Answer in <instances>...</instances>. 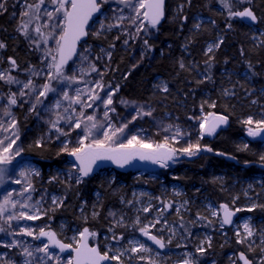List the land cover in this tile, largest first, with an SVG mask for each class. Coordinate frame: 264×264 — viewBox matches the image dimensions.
Wrapping results in <instances>:
<instances>
[{"label": "rangeland", "instance_id": "rangeland-1", "mask_svg": "<svg viewBox=\"0 0 264 264\" xmlns=\"http://www.w3.org/2000/svg\"><path fill=\"white\" fill-rule=\"evenodd\" d=\"M218 3V10L229 11V7L231 8V1H223V0H215ZM237 9L242 11L244 8H247L252 0H235ZM230 2V3H229ZM0 3L5 5L6 10H0V18H7V26L14 27L17 34L23 38H25L29 45L35 48V52L37 54L38 63L32 67H27L21 73L17 72V69H13L10 60H7L4 56L3 48H0V71L8 70L7 74L12 75L13 77L19 79L22 82H27L29 78H31L34 83L39 86L45 83V76L48 71L47 64L51 62V57L46 56L48 49L55 48V39H49L48 43L45 44L43 41L39 40L38 35L34 32V28L39 23L41 26L47 21V17L43 15L44 9L49 11L53 10V6H51L47 0L44 6L41 8V19L39 21L33 20L28 28V37L22 34L21 31L18 30V27L22 21H26L28 17H23L22 12L26 11L27 4H35L38 3V0H0ZM228 5L226 7L225 5ZM123 8L124 15L129 14V10L124 8V5L119 4L116 0H109L108 4L103 6L102 12L104 15L97 14L100 20H103L105 25L108 23L115 24L117 21L115 17H118L120 13V9ZM242 8V9H240ZM180 10V9H179ZM105 16L107 19H105ZM196 21L202 23L205 21L203 17H197ZM51 24L52 22H48ZM198 24V25H199ZM49 28H43L42 31L47 34L50 31ZM99 32V35H94L93 33ZM88 35L92 37H99L105 35H113L114 42L120 40V49L124 52L132 53V67L139 66L140 63L144 60L145 55L147 53L145 40H149L154 36V28H149L148 32L145 33L143 31L137 32L136 27L131 25L128 20H124L120 27H113L111 30H108L106 27L104 30L100 29V23L95 18L90 22L88 28ZM254 35L252 37V41L255 43H259L261 32L254 29ZM33 41H39V47ZM125 41H127L125 43ZM221 43V39H217L216 42H211L206 46V53L208 52L209 46H212V51L218 49L216 45ZM84 48H89L90 52L86 53L88 55V60L80 64V61L75 57L74 60L76 63L71 61L70 65L67 67L66 74L72 75V69L83 67L87 69L89 64H95L97 68V72H90L87 75L81 76L79 71L76 72L78 79L82 82L73 83L70 86L59 85L56 81H52L54 87L61 88L63 90L68 91L70 96L75 95V89L78 87L80 89H84L86 86L89 88H95V84L97 81L101 82L105 88L104 91L100 89H95V91L103 98L106 99L105 93L108 91L113 92V104L109 106V108H114L115 111H110L105 109L103 103L100 101H96L91 108H84V115H95L96 121L105 124L111 122L114 127H121L123 124H127L128 127L124 130L123 134H119L116 143L119 144L121 142L126 143L127 138H130L132 135H137L140 139L145 140L148 143L153 144L162 143L165 136H171L175 132V128L178 126L183 135L182 138L179 139V143L173 144L174 147H186L187 143H201L203 139L206 138L207 134L203 136V139H199L200 136V120L203 117L208 116L204 113H199L198 126H185L183 121L180 120L178 116H176L171 111H167L162 115L158 114L157 106L155 105H143V106H135L129 103L125 98H123L118 91L110 84L106 82L108 78V74L110 72V64H111V56L109 58L108 53L113 51V47H103V46H92L88 43H83L78 52L83 51ZM103 49V51H101ZM186 46L183 47V51H186ZM55 54V53H53ZM33 72L41 73L39 76H33ZM229 74V73H228ZM234 74H237L236 72ZM245 79H249V75L246 71L242 72L240 75ZM203 77V76H202ZM85 82H88L87 85ZM110 86V88H109ZM168 86L161 79H156L153 85V89L155 93L164 95L168 91H163L164 87ZM21 85L16 84H7L4 81H0V121L3 122L5 127H8L9 122L14 118L16 121V129H10L8 132H4L0 130V140H4V144L0 145V149L7 146L8 139L6 137H11L13 131L18 130L19 139L16 140V143L12 146L13 154L15 151L20 150L19 140H20V118L19 112H23L22 122L28 123L31 122L30 129L34 130L38 134L39 145L43 143H55L60 148V153L63 156L69 155L68 152L62 151L64 146V142L67 141L69 149L72 147L78 146V138L79 135H82L81 129H76L71 132L70 136H59L58 133L55 132L54 129L50 128V124L48 121L56 119V112L61 113L62 115L71 114V110L68 114L63 112L64 107H67L68 101H62V106L60 109H52L51 111H46L45 106L51 107L54 103L55 99L58 97L55 94L50 93L48 98L44 100V105H38L35 111L31 110L32 104L35 102L36 93H32L29 96H25L23 98L19 97L18 93L20 91ZM169 90V89H168ZM27 92L28 90L25 89ZM17 93L18 104L16 106H9L7 97L11 93ZM255 93V91H253ZM261 95H264V91L259 92ZM252 94V93H250ZM225 95L227 97L233 96L232 91H226ZM249 96L247 94L244 99ZM82 100H85L87 103H92V101L87 100L86 96L81 97ZM44 99V98H41ZM127 101L128 103H121V101ZM162 103V102H161ZM160 101L157 102V105H161ZM8 106L12 113V116L4 115V108ZM76 108V112L79 113L81 111V105H73ZM143 108L144 111L149 109L152 110L151 116H137V110ZM108 111L109 119L106 120L104 117V112ZM137 118L133 120V117ZM211 119V117H209ZM260 120H264V115H262ZM147 124V125H146ZM172 125L173 128L169 132L163 131V128L168 125ZM65 131H69L68 126L61 121L60 125ZM82 124V128H83ZM255 125H251L254 127ZM248 127H250L248 125ZM248 128L245 129L244 137ZM95 132V130H94ZM101 130L99 133H95L96 138H103ZM59 136V139H57ZM14 138V137H13ZM86 141L85 143H88ZM171 143V141H170ZM202 149V147H201ZM184 155V154H180ZM178 155V156H180ZM187 156V155H186ZM74 161L75 158H72ZM113 164L110 161H101L98 162V166L94 167V170L91 174H94L96 170L102 168L104 165ZM73 165L70 163H64L62 168H56L53 170V176L56 179L50 178L46 181L42 179V171L41 169L30 159L24 157L21 153L20 156H17L11 165L0 166L8 169L4 176L3 182H0V200L3 199V196L7 192H13L14 199L24 200L23 197H19L16 195L17 192L21 191L25 186L24 179L19 176V172L25 169H35L39 172V175H31L28 177V182H30L34 188V191H31L29 194L31 195V201H28L29 204H35L39 201L38 207L40 208L41 218L38 220H13L12 228L8 229V232L0 233V243H11L13 240H17L21 242L20 247H13L11 249L0 246V256H3V259H0V262L4 264V261H12L14 264H23L25 259L20 253L22 252L23 246H30V250H34L37 247H42L46 242H40L39 240L33 239L31 236L25 235H10L9 233L15 231L19 232L20 227H30L32 230L38 234L41 228H44L45 231L55 232L57 236L61 238V240L66 241L68 244H72L75 247V240L79 239V233L83 231L84 226L70 224L69 221L61 214H58L57 211L63 209L64 203L67 204V209L70 210L73 201H78V196H71L70 202H67V198L62 193L67 186L68 190L71 187L77 186L75 175H78L77 172L73 169ZM114 168L117 166L115 164ZM181 163H172L169 167H166L163 171H172L177 168ZM115 170L110 171L109 169H105L100 174L106 183L109 185H113L117 183V187H124L126 184L122 183L116 178ZM162 171V172H163ZM69 173H73V178L69 179ZM90 174V175H91ZM131 178L133 183L129 188V196L128 198L119 197L118 203L121 210L117 213L111 214L110 221L112 222L114 227H119L121 230L118 234L113 227L107 229V233H98L97 231H93L96 233L95 237L90 236V242L93 246H97L101 252L109 251V255H113L117 253V250L123 251L125 254L121 257L123 264H148L149 259L155 260L157 264H183L185 259H190L193 261V264H216L214 259L210 258L208 255V250L211 247L214 236L213 231L211 234L210 225L212 224L213 228H216L218 239H223L225 241H229L231 237H233L236 242L238 237L236 235L237 231L241 233V237H246V233L243 230V224L247 222L252 230L253 235L251 237H247L244 239L243 243L250 250V253L257 255L260 257L258 260V264H264V220H255L252 215L247 211L248 208L252 207L254 204L257 205L259 202H264V174H260L253 179L243 181L240 184L239 193L240 197H234L229 205V208L236 212V209H242V211L236 212L239 214V219L233 225L232 228H223L220 227L221 222V210L219 206H216L212 203V200L208 198L198 197L196 200L194 197L187 198L185 189L180 184H165L161 178L159 173H135ZM168 178H176L172 175H168ZM16 179H21V184H16L13 181ZM156 181L159 182V193L155 194L153 190L149 189V184H154ZM142 184V185H140ZM54 188V189H53ZM15 190V191H14ZM255 194V195H254ZM28 195V194H26ZM56 197L58 201L62 200V203L53 204L52 198ZM72 198L74 200L72 201ZM93 202L88 205L85 201H80V204L77 205L76 209V217L79 220H83L86 222V213L95 208V206L99 203L101 199V194L96 192L92 195ZM261 200V201H260ZM151 206L150 211L144 212L143 209L145 207ZM190 207H197V213L193 214L194 210L190 209ZM88 208V209H87ZM255 209V208H254ZM212 210H216L218 212L217 216L212 215ZM16 211H28L31 214V209H20L19 206ZM91 214V213H90ZM188 217V220L185 219ZM137 218H139V224L136 223ZM205 218V219H204ZM159 219V223H155V221ZM207 219V221H206ZM215 222V224H214ZM155 224V227L151 225ZM207 224V228H206ZM209 225V226H208ZM148 226L149 232L151 230H155L157 235L164 239L165 243H167L168 239L171 238V244H168V250L165 252H160L154 249L151 245L145 242L142 239V234L138 230L140 227ZM0 227L8 228V225L4 223L3 219H0ZM127 229L129 232V236L124 239V231ZM212 229V228H211ZM92 232L91 230H89ZM231 234V236H230ZM113 236H116L118 239L114 240ZM123 237V239H119V237ZM75 238V239H74ZM129 241L133 243L139 242L143 243L146 247L152 249L151 252H138L133 253L130 250L125 251L126 249H130L133 244H130ZM210 241V246H209ZM179 245V246H178ZM203 246L205 251L203 253L198 252L197 248ZM49 251L58 255L61 259L59 264H67V260L71 258V256H61L59 253L51 250ZM257 252V253H256ZM159 253V255H157ZM6 254V255H5ZM43 253H37L34 251L33 257H28L27 259L32 261V264H40L39 257L42 256ZM145 257L144 260H140L139 257ZM228 260L230 264H235L238 259L236 255H229ZM113 263L117 264L116 261ZM46 264H56L54 260H48Z\"/></svg>", "mask_w": 264, "mask_h": 264}, {"label": "trees", "instance_id": "trees-1", "mask_svg": "<svg viewBox=\"0 0 264 264\" xmlns=\"http://www.w3.org/2000/svg\"><path fill=\"white\" fill-rule=\"evenodd\" d=\"M231 5L232 11H240L235 0L231 1ZM217 8L218 3L215 0H166L164 23L154 29V36L147 40L144 60L134 68L131 62L132 53L121 50L120 40L114 42L113 35H87L84 43L113 47L106 82L115 89L118 87L119 94L129 103L135 106L155 105L159 115L171 111L187 127L198 126L199 113L227 118V123L216 136H206L200 145L233 159L237 165L223 158L202 156L194 162L182 161L172 171L159 173L161 178L172 175L183 179L187 191L189 184L199 185L200 199L208 198L216 206H220L230 205L234 197H240L238 190L243 181L264 174L255 166L243 167L244 164L264 165V161L260 160L264 155V146L253 139H249L246 144L244 132L248 125L243 123L249 117L258 121L264 115V95L259 93L264 91V0H252L247 7L257 16V24L254 26L229 16L227 10L220 12ZM198 16L205 21L199 24L196 21ZM254 29L261 32L259 43L252 41ZM217 39L222 41L218 49L206 53L207 44L216 42ZM0 43L5 45V58L16 61L18 73L37 65L35 48L19 36L14 27L7 26L6 17L0 18ZM184 46L186 51H183ZM181 63L183 68L180 67ZM244 71L249 75L248 80L240 76ZM158 78L168 86L169 90L164 95L155 93L153 89ZM227 90L232 91L233 96L227 97ZM247 94L249 96L244 99ZM159 101L162 102L161 105L156 104ZM22 113L19 112L21 153L41 169L43 181L54 178L53 170L62 168L64 163H72V160L69 155L63 156L55 143L38 145V134L30 129L31 122L26 124L21 121ZM103 168H100L98 174L87 176L91 179L84 186H72V192L65 186L62 193L67 202H70L71 196L77 195L78 201H73L72 198L70 210L65 202L63 209L57 213L71 225L82 227L85 224L89 230L98 233H107L110 226L118 234L121 229L113 226L110 216L121 210L117 199L123 196L128 198L129 183H134L129 178L133 175L123 174L113 168L116 176L122 178L119 181L126 183L124 187L118 188L116 184L109 185L105 180L97 179L102 178L100 174L103 173ZM94 189H99L101 199L90 211L91 214L89 211L85 214L86 222H83L75 216L76 207L80 201L90 205L93 202ZM149 189L157 192L156 188ZM259 205H264V202H259L250 215L255 220H264V208ZM123 231L126 239L129 232L127 229ZM213 236L208 255L216 264H230L227 257L231 254L238 258L235 264H242L239 259L241 253L252 264H258L260 257L250 253L245 244H238L233 237L229 241L218 239L216 229Z\"/></svg>", "mask_w": 264, "mask_h": 264}, {"label": "snow or ice", "instance_id": "snow-or-ice-1", "mask_svg": "<svg viewBox=\"0 0 264 264\" xmlns=\"http://www.w3.org/2000/svg\"><path fill=\"white\" fill-rule=\"evenodd\" d=\"M47 2L53 6V10L49 11L44 9L43 15L47 17V21L41 26L39 23L34 28V32L38 35L39 40L47 44L49 39H55V48L48 49L46 56L51 57V62L47 64V73L45 76V83L37 86L34 81L29 78L27 82H22L19 79L13 77L10 74H7L8 70L0 71V81H4L7 84H16L21 85L20 91L18 93L19 97L23 98L29 96L32 93H36L35 102L32 104L31 110L35 111L38 105H44V100L48 98L50 93L55 94L58 98L55 99L54 103L49 106H45L46 111H51L54 109H60L62 106V101H68L67 107H64L63 112L68 114L71 110V114L62 115L59 112H56V119L48 121L50 128L54 129L59 136H70L72 131L76 129H81L82 135H79L78 146L72 147L69 149L67 141L64 142L62 151L68 152V154L75 158L78 162L73 165V169L78 175H75L76 183H81L84 177L89 176L94 167L98 166V162L101 161H110L116 166L123 168L126 165L130 164L134 159H139L141 161H150L153 164H158L161 168H166L169 166V162H175L176 158L180 154L187 156H194L200 152L201 145L197 143H187L186 147H174L173 144L179 143V139L185 135L181 132L179 127L175 128L173 135L165 136L162 143H156L154 146L151 143L146 142L143 139H140L137 135H132L130 138H127L126 143L121 142L116 143V140L119 134H123L124 130L128 127L127 124H123L121 127H114L111 122L105 126V124L97 122L95 115H84V108H91L96 101L103 103L105 109L110 111H115L114 108H109L113 104V92L108 91L105 93L106 99L101 97L95 89H100L104 91L105 86L97 81L95 88L85 87L83 90L80 88L75 89V95L70 96L68 91L61 88L54 87L52 81H56L59 85L70 86L73 83L82 82L78 79L76 72L79 71L81 76L87 75L90 72H97L95 64L90 63L87 69L83 67H78L72 69V75L66 74L69 61H76L73 59L76 57L80 64L83 65L85 61L88 60V55L86 53L90 52L89 48H84L83 51L78 52V45L81 40L86 37L89 28V22L93 20L95 16L97 21L100 23V29L104 30L105 27L108 30H111L113 27H120L124 20H128L129 23L136 27V31L139 33L141 31L147 33L149 28H156L160 23L161 19L164 16V0H116L119 4L124 5V8L129 10V14L126 16L123 14L124 9H120V15L115 17L116 23H108L105 25L103 20L99 19L100 15H104L102 12L103 6L109 3V0H47ZM46 3V0H38V3L27 4V10L22 12L23 17H28L26 21H22L18 27V30L22 32L23 35L27 38L29 25L33 20L39 21L41 19V8ZM228 7V5H225ZM0 10H6L5 5L0 3ZM229 16L239 17V18H248L249 20L255 22L257 16L254 14L251 8H244L242 11H232L229 7ZM105 19L107 17L105 16ZM186 19V18H185ZM48 22H52L49 24ZM43 28H49L50 31L45 34L42 31ZM199 27V25H197ZM231 27V25H229ZM94 35H99V32L93 33ZM39 47V41H33ZM127 41H125L126 43ZM144 43L147 45L148 41L145 40ZM222 43V41H221ZM5 45L0 43V48H4ZM216 47H219L217 44ZM103 51V49H101ZM212 51V46H209L208 52ZM55 53V54H53ZM109 58L111 53H108ZM10 59V64L13 69L17 67L16 61ZM181 68L184 67L183 63L180 65ZM41 73L33 72V76H39ZM88 82H85L87 85ZM110 88V86H109ZM25 89L28 91L26 92ZM118 91V87L116 89ZM163 91H168L167 87L163 88ZM82 96H86L87 100L92 101V103H87L85 100H82ZM44 98V99H41ZM9 106H16L18 104L17 93L13 92L7 97ZM255 102V101H254ZM121 103H128L127 101H121ZM73 105H81V111L76 112V108ZM214 106V105H213ZM5 116H12L10 108L5 106L4 108ZM152 110L149 109L144 111L143 108L137 110V116H151ZM104 117L106 120L109 119L108 111L104 112ZM211 117V119H209ZM137 117L134 116L133 120ZM63 121L69 128V131H65L61 128L60 122ZM227 118L224 116H215L214 114H209L208 116L203 117L200 120V136L199 139H203L205 134L212 135L216 132L217 128L221 124H226ZM245 125H249L247 134L250 137H260L264 140V120L253 121L251 117L243 121ZM82 124L84 125L82 128ZM255 125L251 127V125ZM173 126L170 124L167 127L163 128V131H171ZM10 129H16V121L13 118L8 127H5L3 122L0 121V130L8 132ZM95 130V132H94ZM102 132V139L96 138L95 133ZM57 136V139H59ZM14 137V138H13ZM8 139L7 146L0 149V166L11 165L13 160L20 156L22 150H17L13 154L12 146L16 143V140L19 139L18 130L13 131L11 137H6ZM89 141L88 143H85ZM171 141V143H170ZM39 145V141L37 142ZM4 144V140H0V145ZM247 148V145L244 146ZM203 150L212 151L211 148L205 147ZM261 161H264V155L260 157ZM8 169L0 167V182H3L4 176ZM31 175H39V172L35 169H25L19 172V176L24 179L25 186L21 191L17 192L16 195L23 197L24 200L14 199L13 192H7L3 199L0 200V219L4 220V223L8 225V228L0 227V233L8 232V229L12 228V221L20 220H38L41 218L40 208L38 207L39 201L35 204H29L28 201H31L32 197L29 194L31 191H34V188L30 182H28V177ZM73 178V173H69V179ZM53 179H56L55 177ZM16 184H21V179H16L13 181ZM15 191V190H14ZM28 194V195H26ZM53 204L62 203L58 201L56 197L52 198ZM20 209H31L32 212L29 214L28 211H16L17 208ZM257 205H253L248 208L247 211L251 212L256 208ZM259 207L264 208V205H259ZM151 206L145 207L144 212L150 211ZM220 210L223 213V218L220 222V227L223 228L224 225L232 224V217L235 215V212L229 208L228 204H221L219 206ZM236 212L242 211V209H236ZM111 214V213H110ZM212 215L217 216L218 212L212 210ZM159 219L155 223H159ZM139 224V218L136 221ZM155 227V224L151 225ZM140 233L151 240L155 245L160 249L166 247L165 241L162 238H158L156 235H152L149 232L148 226H143L138 229ZM244 233L246 237H241V233L237 231L236 235L238 237L237 243H243L244 239L251 237L253 235V230L251 226L245 222L243 224ZM10 235H25L31 236L35 240H40L42 237H47V243H44L42 247H37L34 250H30V246H23L22 252L20 253L25 257L23 264H32V261L27 259L28 257H33L34 251L37 253H43L39 257L40 264H46L48 260L56 261V264H59L60 257L49 251L50 246L56 247L60 252L65 250H71L75 255L67 260V264H104L106 261H116L117 264H123L121 257L125 254L123 251L117 250L116 254L109 255V251L101 252L100 249L96 246H90L88 239L90 236L95 237L96 233L90 232L88 228H84L82 232L79 233V239L75 240V247L72 244H66L57 239L56 233L52 231H45L44 228L39 230V233L36 234L30 227H20L19 232H11ZM75 239V238H74ZM113 239H118L116 236H113ZM123 239V237H119ZM133 246L130 249L125 251H131L133 253L138 252H151L152 249L146 247L143 243L129 241ZM168 244H171V238L167 241ZM264 243V241H262ZM0 246L5 248L20 247L21 242L13 240L11 243H0ZM179 246V245H178ZM210 246V241H209ZM198 252L203 253L205 249L203 246L197 248ZM264 251V249H262ZM6 255V254H5ZM159 255V253H157ZM0 259H3V256H0ZM140 260H144L145 257L140 256ZM239 259L243 261V264H252L243 253L240 254ZM4 264H14L12 261H4ZM148 264H157L155 260L149 259ZM183 264H193V261L190 259H185Z\"/></svg>", "mask_w": 264, "mask_h": 264}, {"label": "water", "instance_id": "water-1", "mask_svg": "<svg viewBox=\"0 0 264 264\" xmlns=\"http://www.w3.org/2000/svg\"><path fill=\"white\" fill-rule=\"evenodd\" d=\"M165 6H166V0H164V16L163 18L161 19L160 23L156 26V28L160 27L163 23H164V19H165ZM95 16L93 17V20H94ZM239 21H242V22H246L248 23L249 25L251 26H254L257 24V20L255 22L249 20L248 18H239V17H236ZM91 22V21H90ZM89 22V23H90ZM155 29V28H154ZM87 36L84 37L80 44L78 45V49L79 47L84 43V41L86 40ZM77 49V50H78ZM75 58V57H74ZM73 58V59H74ZM71 63V61H69V64ZM68 64V66H69ZM225 126V124H221L215 133H213L212 135H207V137H214L216 135V133L223 127ZM264 142V140H263ZM205 148V147H204ZM204 148H202V150L200 152H198L196 155L194 156H186V155H180L176 158V161L175 162H182V161H185V162H194L195 160H198L200 157L202 156H206V157H218V158H223V159H226L227 161L229 162H234L235 165H237V163L231 159V158H228L226 157L225 155L221 154V153H217V152H214L213 150L212 151H206V150H203ZM210 148V147H209ZM72 158V156L69 155V159L72 160V163L73 164H76L78 163L77 161H74ZM150 162V161H149ZM149 162L147 163V161H141L139 160L138 158L137 159H134L132 162H131V165L134 163V166H133V169H132V172H135V173H144L146 172L147 170H150V171H156L158 169H163L161 168L159 165L157 166H154V165H151L149 164ZM172 164V162H169V166ZM130 165V166H131ZM168 166V167H169ZM250 166H255L256 168H258L259 170L263 171L264 172V165H261V164H244L243 167L244 168H249ZM123 171V170H122ZM223 218V213H221V220ZM239 216L235 213V215L232 217V221L233 223L232 224H228V225H224L226 228H232L233 225L237 222ZM145 240H147V242L156 250L158 251H163L164 249H160L157 245H155L151 240H149L147 237H145ZM57 239H59L57 237ZM60 240V239H59ZM40 242H48L47 241V237H42L40 240ZM61 241V240H60ZM63 242V241H61ZM88 242L90 244V246H93L91 243H90V239H88ZM64 243V242H63ZM67 244V243H66ZM97 247V246H96ZM50 249L59 253L61 256H74L75 253L74 252H71V250H65L64 252H60V250L56 247H53V246H50ZM240 256V254H239ZM242 264H243V261L241 260ZM104 264H112V261H106L104 262Z\"/></svg>", "mask_w": 264, "mask_h": 264}, {"label": "flooded vegetation", "instance_id": "flooded-vegetation-1", "mask_svg": "<svg viewBox=\"0 0 264 264\" xmlns=\"http://www.w3.org/2000/svg\"><path fill=\"white\" fill-rule=\"evenodd\" d=\"M218 133V132H217ZM216 133V134H217ZM216 136V135H215ZM214 136V137H215ZM249 139H253V140H257V141H260L261 142V145L262 146H264V142H263V140L260 138V137H250L248 134H247V132H246V138H244V141H246V144H248V141H249ZM149 161H147V163H148ZM173 163V162H172ZM176 163H178V162H176ZM180 163H182V162H179V164ZM109 165H104L103 167V170H107V169H112V168H114V165L113 164H110V163H108ZM149 164H151V165H154V166H157L158 164H153V163H151V162H149ZM131 163L130 164H128V165H126L125 167H123V168H120V167H116L115 169L118 171V172H121V173H123V174H126V175H129V174H135V172H132V169H133V166H134V163L131 165ZM165 168H163V169H158V170H156V171H150V170H147L145 173H160L161 171H163ZM123 170V171H122ZM100 172V169H98V170H96V172L94 173V174H92L93 176L95 175V174H98ZM88 179H91V178H87V177H84L83 178V181L81 182V183H78V185L77 186H74L73 185V187H79V186H84V184H85V182L88 180ZM97 179H101V180H104L103 178H97ZM120 179H122V178H116V180H120ZM129 179H131V181H132V179H134V178H129ZM158 179H161L162 181H163V183H165V184H173V183H176V184H180L184 189H185V192H186V196H187V198H192V197H194L196 200L198 199V197H199V195H200V186L199 185H195L194 183L192 184H189V189H188V191L186 190V187H185V183H184V180L183 179H181V178H174V179H172V178H158ZM190 181V180H189ZM134 183H136V181L134 182ZM116 185H117V183H115ZM115 184H113V185H115ZM126 184V183H125ZM131 184H133V183H129V185H131ZM150 186V188L151 187H153V188H156V190H157V192H155V191H153L155 194H158L159 193V182L158 181H156L154 184H149ZM148 187V188H149ZM152 190V189H151ZM70 191L72 192V187H71V189H70ZM96 192H98V193H100L99 192V189H94V191H93V193H96ZM78 196V195H77ZM213 203V202H212ZM190 209H193L194 210V212H193V214H196L197 213V207H190ZM238 216H239V214H238ZM185 219L186 220H188V217H185ZM205 219V218H204ZM206 221H207V219H206ZM214 224H215V222H214ZM209 226V225H208ZM206 228H207V224H206ZM210 231H211V234H212V231H213V234H214V232H215V229L216 228H213V226H212V224L210 225ZM212 228V229H211ZM150 234H152V235H156L158 238H161V237H159L158 235H157V233H156V231L155 230H151L150 231ZM60 240H61V238L59 237V236H57ZM128 237V236H127ZM89 239H90V237H89ZM142 239L145 241V242H147V240H145V238H144V236L142 235ZM164 240V239H163ZM61 241H63V240H61ZM64 243H67L66 241H63ZM148 243V242H147ZM149 244V243H148ZM166 244V247L164 248V250L163 251H160V252H165L166 253V251L168 250V244L167 243H165ZM150 245V244H149ZM112 264H115V263H113V261H112Z\"/></svg>", "mask_w": 264, "mask_h": 264}, {"label": "bare ground", "instance_id": "bare-ground-1", "mask_svg": "<svg viewBox=\"0 0 264 264\" xmlns=\"http://www.w3.org/2000/svg\"><path fill=\"white\" fill-rule=\"evenodd\" d=\"M236 213V212H235ZM237 214V213H236ZM238 215V214H237ZM67 241V240H66Z\"/></svg>", "mask_w": 264, "mask_h": 264}]
</instances>
